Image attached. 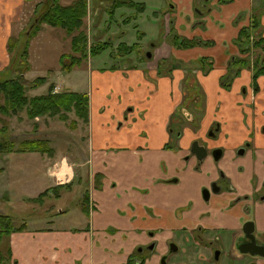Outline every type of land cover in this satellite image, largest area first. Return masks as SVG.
Instances as JSON below:
<instances>
[{
	"label": "crops",
	"instance_id": "1",
	"mask_svg": "<svg viewBox=\"0 0 264 264\" xmlns=\"http://www.w3.org/2000/svg\"><path fill=\"white\" fill-rule=\"evenodd\" d=\"M33 1L0 0V71L10 59L7 45L9 38L14 35L16 28L17 33L26 28L29 17L33 14L34 8L28 10L23 6L28 7ZM66 1L70 4L73 0ZM187 1L192 8L197 4V0ZM208 1L210 0H206ZM218 1L211 0V4ZM87 2L86 24L89 25L90 39L93 34L97 38L102 30V36L114 37L115 47L120 43L128 46L138 43V48L145 49L146 53L144 44L146 39L148 41V34L153 33L157 26V33L160 32V25L164 23V35L160 36L163 39L152 45V59L176 58L185 63L202 57L217 59L213 50L222 44L223 51H226L223 57L226 59L225 64L216 65L208 74L197 69L191 72L197 79L198 91L201 89L203 92L201 104L204 117L198 126L180 119L176 121L175 118L176 112L188 98L185 86L190 76L184 67L185 70L177 68L161 72L158 64L135 66L131 69H109L89 64L86 89L74 90L55 81L57 92L76 91L89 95V121L85 123L84 146L78 148V162H74L68 155L62 156L57 162H51V157L38 154L41 152L13 151L0 153L5 154L7 162L0 166V173L5 172L4 167L9 170L14 167L24 171V175L27 173L25 178L22 177L15 184L23 192L21 197L24 205L25 200L37 197L46 189L63 184L64 180L66 183L74 180L77 167L87 166L90 177L95 171L96 174H101L103 185L95 187L91 193L89 191L90 203L96 204V207H91L89 220L85 224L78 227L66 224L42 225L12 232L10 250L13 264H125L138 247L156 243L158 237L165 239L162 246L166 247L168 237L173 239L178 232H188L190 236H195L194 231L202 229L201 223L206 231L223 228L222 246L229 245L236 255L242 253L239 246L244 239L243 225L247 221L255 222V233L259 236L257 240L262 243L264 75L258 78L257 93L252 87V71L249 69L242 70L230 90L220 86V77L226 70L228 59L241 55L231 40L237 37L242 26L251 23L255 12L261 15L263 27L260 32L264 36V0H249V6L242 12L233 5L226 7V20L231 23L239 14L241 22L233 24V21L229 25L230 29L222 27L221 41L213 39L215 44L212 46L187 49L172 46L169 39V34H174L172 29L175 21L172 18L175 11L183 8L181 0ZM129 2L138 6H131ZM109 7L113 8L114 15L111 17H114L115 26L112 23L108 25L106 17L102 21L95 19L93 24V17L98 10ZM116 14L122 15L121 23L116 21ZM161 14L163 17L159 23ZM168 20L173 24H170L169 29L166 28ZM182 24L179 22L180 26ZM225 29L228 30L224 31ZM185 30L180 32V36L186 37ZM42 31L31 41L30 57L32 54L31 59H51L52 55V59H57L56 67L60 56L71 51L70 40H67L68 50H64L66 38L62 37V42L51 36L41 35ZM227 32L230 34L227 35ZM196 33L195 29L191 30L187 38L196 37ZM200 49L205 51H199ZM185 52L199 54L192 56L185 55ZM78 70L84 72L82 68ZM60 74L61 71L57 72L56 77L60 78L64 73ZM213 129L214 136L209 135V130ZM195 141L208 147L207 155L201 160L192 151ZM242 148L245 149L244 152L237 153ZM214 149L221 151L216 160H213ZM12 156L18 157L16 163ZM219 159L220 163H216ZM18 170L15 172L19 173ZM44 176L52 181L42 182L43 185L39 187L41 181L38 177ZM173 177L178 179L173 180ZM222 177L229 181L232 188H223L219 184L221 189L214 196L212 206L209 209L203 208L197 189L202 193L204 188ZM82 179L79 177V181ZM203 179L204 186H200V180ZM0 191L5 195L10 188L7 185L6 189ZM194 201L198 204V209L195 208ZM179 208L183 209V214L178 213ZM106 211L122 216L123 220L104 219ZM184 217L187 220L185 227ZM47 222L56 223V218H50ZM158 232L161 233L157 236ZM166 249L167 247L163 251ZM169 250L171 251V245ZM255 258L264 263V257L255 255ZM143 264L159 263L146 260Z\"/></svg>",
	"mask_w": 264,
	"mask_h": 264
},
{
	"label": "rangeland",
	"instance_id": "2",
	"mask_svg": "<svg viewBox=\"0 0 264 264\" xmlns=\"http://www.w3.org/2000/svg\"><path fill=\"white\" fill-rule=\"evenodd\" d=\"M36 1H39V0H34L32 2V4H34L35 6L37 3ZM181 1L183 3V8L181 10H176L175 16L172 18L173 22L175 21L174 26L172 24V21L168 20L166 22V28L169 29V26L171 24V26L174 27L172 29L174 31V34L179 35V36L181 35L182 31H184L186 28L185 30L186 38L189 36L191 30L195 29V31H197L196 33L197 35L196 37H193V38H200V39L204 38L203 40L216 39L217 41H221L222 37H221L220 29L222 27L228 28L229 25L233 21H234L233 24L237 22L239 23L241 22L239 14L237 15V17H235V19L231 21V23L230 21H227L226 20L227 13L225 11L226 7H230L233 5L235 8H239V10L242 12L244 8H247V6H249V0H239L236 2L235 0H229V1H222V0L218 1L217 0L218 2L216 4H211V0L208 2H206V0H197V4L193 6L192 8L191 3H189L187 0H181ZM61 2L62 4L67 5L66 0H61ZM28 4L29 3H27V5ZM32 4H29L28 7L23 6V8L32 10L33 8H35L33 7L34 5ZM205 4L207 5L206 7L204 6ZM220 6H223L225 8H221ZM112 11H113L112 7H109L107 9L98 10L97 15L93 17L92 23L94 24L96 20L102 21L106 17V20H107L106 23L108 25L112 23L115 26V21H113L114 17H111V15H114ZM27 13L28 11L25 14ZM87 14H88V11H87ZM32 16L33 15L29 17L28 24L30 23ZM162 17H163V14H161L160 16L159 23H161ZM121 19H122V15L116 14V21L121 23L122 22ZM179 22L183 23L182 26L179 25ZM93 24L91 25V27L93 26ZM156 24H158L157 21H156ZM177 25H179L180 27L177 28ZM88 26L89 25L86 24V18H85L84 31L88 37L87 39L88 46L90 47L91 45H94L96 43H100L101 45H104V46H102L101 51L96 54L89 51L84 62L79 66H75L72 69L74 71L71 72L72 71L71 70L70 73L62 71L60 68V64L55 67L57 59H52V55L50 56L51 59H31L32 54L30 57V51H31L30 50L31 43H30L28 59L30 61L32 70L30 69L25 74V78L31 81L43 75L47 76L48 74V80L45 84H43L44 88H42L43 87L42 85V87L29 89L27 91L28 96H35V95H41V94L47 93L51 83H54L56 85L55 81H57L58 83L61 82L63 86H68L74 90L86 89L88 81H89L87 77V66L89 64L90 66L92 65L96 67L97 65H100L102 66V68H109V69L112 67H115V69L116 68H119V69H122V68L129 69L130 68L131 69L135 66H141V65L151 66V65L158 64L159 71L161 72L162 71L166 72L167 70L173 71L174 69H177V68L184 69L181 65V61H182L181 59H176V58L166 59L167 61L165 60L163 61L161 59H152L153 51L151 48H152L153 42H157L158 40L163 39L160 36H162L163 34L162 28H165L164 23H161L160 25V27H162L160 28V32L157 33V30H158V26H157L153 33L148 34L149 36L148 41L146 39L145 44H144V47L147 48L146 53H145V49L138 48L137 46L138 43H136L135 47L130 52H123L119 50L117 48L118 46L115 47V45H113V42H115L114 37L110 35L111 36V39H110V36L109 37L102 36V32H103L102 30L100 31V34L97 36V38L101 40H98L95 34H93L94 36H92V39H90L88 35ZM230 28L231 27H229L228 29ZM228 29H225L224 31H227ZM16 31H17V28L15 29L13 36H17L20 33V32L17 33ZM40 31H42L41 35L49 36V37L51 36L52 38L59 39V41H62V42H63L62 37L66 38L63 46H64V50H68L67 40L69 39L71 43V36H69L64 29L59 28V27L53 28V26H50L44 23L41 25ZM92 33H95V32H92ZM228 34H230V32H227V35ZM171 35L172 33L169 34V39L171 40V44H173V37H171ZM203 36H208V37H203ZM34 37L32 38L31 41H33ZM231 43L235 47H237L239 51V48L237 44L235 43V39L234 40L232 39ZM44 46H46V44ZM204 49H200L199 51L201 50L205 51ZM147 52L151 53L152 55L151 58H148ZM224 52L226 51H223L222 44H219L213 50V54H215L217 57V59H212L213 60L212 66L214 68H216V65L224 66L225 60H226V59H223ZM188 54L192 56H198L199 52H190V53L185 52V55H188ZM91 57L92 59H90ZM121 57H124V58H121ZM234 57L235 55L231 56L230 59H228L226 70L225 72L222 73V76L220 77V79H222V77L228 73L229 61H231L232 58ZM199 59L189 60L188 62H186L187 63L186 66L187 67H195V66L197 67L198 65L197 60ZM252 61H253V58H252ZM9 63H10V59H9V62H7V65L5 66V68L1 70L0 72H3L9 66ZM232 67L236 68V66L233 64H232ZM79 68H82L84 72H80L78 70ZM245 69L251 70L253 74L252 68L246 67ZM59 70L61 71V74L64 73L63 75L60 74L61 75L60 78L56 77V73L60 72ZM204 74H208V73H204ZM14 75L15 73L13 72L7 76L12 77ZM194 84L196 86V82ZM220 86L222 87L221 81H220ZM197 87H198V83H197ZM199 91H200L199 94H201V97H203L202 90L200 89ZM189 93L191 92L189 91ZM193 95L194 93L189 96V99L187 100L185 104L183 103L180 106L181 110L179 109V111L176 112V115L177 113L182 114L183 118L188 120V123L192 121L193 117L197 118V116H199L200 120L198 122L194 121L193 123L196 126H198L201 123V120H203L204 112L202 110L201 102L199 104L198 102L197 103L193 102ZM198 98L199 97L197 95V99ZM184 112H187V116L184 114ZM188 113L190 115H193V117L192 116L188 117ZM198 113L200 114L196 115ZM68 117H69L68 120H61L57 116H53V117L42 116V117H37L36 119H30L27 117L25 111L20 112L19 114L13 115V116H7V115H3L0 113V136L7 138V140L9 141L16 142V147H18V145L20 144L22 140L43 139L46 141V145L50 149V151H48L47 153L36 152L39 155L45 154L47 155L48 158L51 157V160H50L51 162H57L61 160V158H63L62 156L68 155L71 157L72 160H74V162H78L79 160L78 159L79 158L78 148L79 146H84V142H85V136H84L86 135L85 123L81 119H79L75 115L74 112L70 113ZM2 119L6 121L5 123L6 130L4 132L1 131L4 125ZM208 134L211 135V130H209ZM17 152H20V151H17ZM0 153H6V152H0ZM237 153H239L238 150H237ZM227 155H228V150H226L225 157H227ZM4 156L5 154L0 155V166L7 164ZM186 158H188V155L186 156ZM12 159H14L16 163L18 160V157L12 156ZM215 159L216 157L214 156L213 160ZM220 161L221 159L215 162L220 163ZM31 163L33 164L34 161H31ZM202 169H203V165H202ZM4 170L5 172L0 173V189H6L8 185L10 188V191L6 192L5 195L3 194L2 191H0V214H6L5 219L12 220L13 226L17 228H22V227L33 228V226H42V225L58 226V225H63V224H66L67 226H77V227L81 226L82 224H85V222L89 220V215H85L81 210L82 205H83V195L85 191L89 189L91 193L92 191H94L95 187L100 188L103 185L101 174L98 175L96 174V171H95L94 173H91L92 177H90L88 173L89 169L87 166L80 167V168L77 167V170H76L77 176H75L74 180H72V185L70 187L59 188L57 192L52 193L51 195L45 197L44 200H42L41 202H29L28 200H25L26 204L24 205L23 198L21 197L23 192L20 190L19 186L15 184H17L21 179H23L22 177L25 178L27 173L24 175V171L15 169L14 167H12V169L10 170L4 167ZM16 170H18L19 173L15 172ZM59 173H61V171ZM79 177H82L83 179L79 181ZM31 178H35V177L32 176ZM173 178H174L173 180L178 179V177H173ZM38 180L41 181L39 187L43 185L42 182L52 181V179L48 178L47 176H44L42 178L38 177ZM70 181L71 180H69V182ZM62 183H66V181L64 180ZM204 183H205V180L203 179V180H200L199 184L201 186ZM220 184L221 185L223 184L222 185L223 188L229 187V185H227L224 182H221ZM197 193L198 195H200L203 208L205 209H209L212 206L214 202V196L217 195V193L214 192L215 194H213L210 197V199H206L203 192L201 193L197 189ZM9 195H11V197ZM91 205L90 207H93V205L96 207V204L94 203L92 206ZM195 205H196L195 208L198 209L199 206L196 202H195ZM177 211L179 214L180 213L183 214V209L179 208L177 209ZM50 218H56V223H48L47 220H49ZM103 218L107 220L109 218V219H113L116 221L123 220L122 216H118L114 212L111 214V213H108L107 211L104 213ZM184 222L185 223H183V226L185 227L187 224L186 223L187 220L185 219V217H184ZM200 227L202 228L201 230L196 229L194 231L195 236H190V233L188 232H178L175 238L169 239L168 237L166 250H169L170 245L172 244L177 246V250H171L166 255L167 258H166L165 264H264L263 262H258L255 256L252 254L240 253L239 255H236L230 250L229 245L226 247H223L222 240H221L222 233L225 231L223 230V228L208 229L206 231L205 230L206 227L204 226L203 223H201ZM197 232L200 234H198ZM160 233L161 232H158L157 236ZM255 236L256 238L259 237L258 235H256V233H255ZM152 238L154 239V237ZM261 238L263 237L261 236ZM164 240L165 239H163L162 237H158L156 239V243L145 245L143 247H138L136 251V255L140 258H143L145 261L149 260V261H155L159 264H164L162 263V260H161L162 259L161 257L165 255L167 252L166 250H165L166 252L163 251V249L166 248L162 246V242ZM8 244H9V239L7 238V240L4 241L3 247H2L4 251H6ZM150 246H152V248ZM216 251L220 252L219 259L217 260L214 259V255Z\"/></svg>",
	"mask_w": 264,
	"mask_h": 264
},
{
	"label": "trees",
	"instance_id": "3",
	"mask_svg": "<svg viewBox=\"0 0 264 264\" xmlns=\"http://www.w3.org/2000/svg\"><path fill=\"white\" fill-rule=\"evenodd\" d=\"M129 5L138 6L131 2H129ZM87 11V0H73L67 5L62 4L61 0H39L36 3L32 19L26 29L17 36H11L8 41L10 63L3 72H0L1 114L13 116L25 111L27 117L30 119H36L42 116H57L61 120H68V115L74 112L84 123H88L89 95L86 92H57L55 91L56 85L51 83L47 93L28 96L27 91L45 84L48 80V76H40L31 81L25 78V74L31 69L28 59L31 40L41 30V25L44 23L53 27L62 28L71 36V51L69 53H63L59 59L60 68L64 72H70L75 66L81 65L89 51L94 54L101 51L104 45L100 43H96L90 47L88 46V37L84 31ZM262 27L261 15L255 12L251 23L240 29L238 36L235 38V43L241 55L235 56L229 61L228 73L220 79L222 87L230 89L235 78L240 75L243 69L248 67L253 70L252 87L255 93L259 91L258 78L264 75V36L260 32ZM172 37L173 45L179 49H187L196 46H212L215 44L213 40L186 38L175 34H173ZM135 45L128 46L125 43H120L117 48L123 52H130ZM164 60L167 61L166 59ZM197 63V67H187V63L181 61L182 67L189 72L190 76L185 86L188 97L185 103L193 93L194 103L198 102L199 104L202 98L201 95H199L197 84L196 86L194 84L196 78L195 75L191 74L192 70L201 69L203 73H208L213 68V62L211 60L209 61L207 57L200 58L197 60ZM232 64L235 65L236 68H233ZM111 69H115V67ZM13 72L15 73L14 76H7ZM189 91L191 93H189ZM197 95L199 97L198 99ZM199 114L200 113L196 115ZM175 118L180 119L179 113H177ZM195 119L196 122H198L200 117L197 116ZM3 123L4 125L1 131L4 132L6 130V121L3 120ZM13 151L47 153L50 149L43 139L22 140L18 147H16V142L9 141L7 138L0 136V152ZM71 185L72 181L60 184L51 189H46L37 197L28 200L29 202H41L45 197L50 195L49 192L55 193L59 188L70 187ZM90 204V193L89 189H87L83 195V205L81 209L85 215H89L90 213ZM5 217L6 214H0V264H13L14 262H12L10 250V236L12 232L21 231L24 227H14L12 220L5 219ZM7 238L9 239V244L6 251H4L2 247ZM144 261L143 258L138 257L135 253L125 264H143Z\"/></svg>",
	"mask_w": 264,
	"mask_h": 264
},
{
	"label": "water",
	"instance_id": "4",
	"mask_svg": "<svg viewBox=\"0 0 264 264\" xmlns=\"http://www.w3.org/2000/svg\"><path fill=\"white\" fill-rule=\"evenodd\" d=\"M147 56L151 57V53H148ZM244 150L245 149L242 148L239 152L243 153ZM192 151L196 153L197 157L200 160L203 159L207 155V152H208L207 148L203 145H200L198 141L194 142ZM215 157L219 158V154ZM220 189H221V187H219V186L217 188L213 187V192H219ZM203 193H204L206 199H209L210 190L204 189ZM254 231H255V222L254 221L245 222V224L243 225V232H244L245 236L249 239V241H247V242H245L239 246L240 251L242 253H250L254 256L258 255V256L264 257V242L260 243L257 240ZM150 247L152 248V246H150ZM171 249L177 250V246L172 244ZM215 258L216 259L219 258V251H216ZM163 262L165 263V260Z\"/></svg>",
	"mask_w": 264,
	"mask_h": 264
},
{
	"label": "flooded vegetation",
	"instance_id": "5",
	"mask_svg": "<svg viewBox=\"0 0 264 264\" xmlns=\"http://www.w3.org/2000/svg\"><path fill=\"white\" fill-rule=\"evenodd\" d=\"M212 61L213 62V60L212 59H209V61ZM214 68V67H213ZM212 68V69H213ZM211 69V70H212ZM198 70H201V69H198ZM210 70V71H211ZM202 71V70H201ZM209 71V72H210ZM203 72V71H202ZM208 72V73H209ZM204 74V73H203ZM236 79V78H235ZM235 81V80H234ZM233 81V82H234ZM232 85H233V83H232ZM232 87V86H231ZM231 89V88H230ZM230 89H228V90H230ZM191 103V102H190ZM189 103V104H190ZM181 110V109H180ZM184 110V109H183ZM187 111V110H186ZM188 112V111H187ZM187 112H184V114L187 116ZM179 116H180V120H182V121H184V122H187L188 123V120L187 119H184L183 118V115L182 114H180L179 113ZM190 116H192L193 117V115H190L189 113H188V117H190ZM190 120V119H189ZM176 121H179L178 119H176ZM194 121H196V119H195V117H193L192 118V121H191V123L193 124L194 123ZM213 131H214V129H213ZM212 130H211V135H214L215 134V132H213ZM178 134L180 133L181 134V131H178L177 132ZM208 148V147H207ZM214 152H213V155L214 156H217L218 154H219V152H221V151H219L218 149H214L213 150ZM213 156V157H214ZM216 159H218V158H216ZM215 159V160H216ZM225 177H222V178H219V181H217V182H215V181H213L209 186H208V188H204V189H208V190H210V194L212 195V194H215V193H218V192H215V193H213V187H215V188H217L218 186H219V184L221 183V182H224V183H226L227 185H229V187H228V189H231L232 187H231V184L229 183V181H227V180H225L224 179ZM223 185V184H222ZM205 196V195H204ZM209 197H211L210 195H209ZM206 198V197H205ZM254 233H255V231H254ZM247 241H249V239L244 235V239H243V241L241 242V244H243V243H245V242H247ZM264 241H262V243H263ZM239 249H240V247H239ZM172 250V249H171ZM170 252V250L168 251L167 250V252H166V254L165 255H163L161 258L163 259V261L165 260L166 261V255L168 254ZM219 254H220V252H219ZM214 259L215 260H217L216 258H215V255H214ZM219 259V258H218Z\"/></svg>",
	"mask_w": 264,
	"mask_h": 264
},
{
	"label": "clouds",
	"instance_id": "6",
	"mask_svg": "<svg viewBox=\"0 0 264 264\" xmlns=\"http://www.w3.org/2000/svg\"><path fill=\"white\" fill-rule=\"evenodd\" d=\"M58 179H59V177H58Z\"/></svg>",
	"mask_w": 264,
	"mask_h": 264
}]
</instances>
